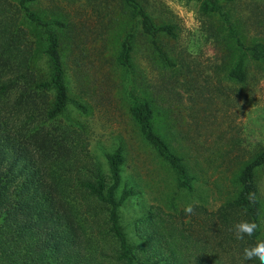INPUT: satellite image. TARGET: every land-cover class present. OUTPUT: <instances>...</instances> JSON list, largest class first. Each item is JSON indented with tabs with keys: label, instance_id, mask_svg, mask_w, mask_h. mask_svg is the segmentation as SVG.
Instances as JSON below:
<instances>
[{
	"label": "trees",
	"instance_id": "1",
	"mask_svg": "<svg viewBox=\"0 0 264 264\" xmlns=\"http://www.w3.org/2000/svg\"><path fill=\"white\" fill-rule=\"evenodd\" d=\"M34 0H0V264H259L245 260L243 249L260 242L261 229L236 239L234 225H260L261 201L255 179L264 165V147L244 162L239 189L215 209L194 204L191 216L152 205L134 220L129 237L121 208L136 194L122 180L123 146L105 153L106 170L91 153L85 129L66 116L70 102L66 68L57 28ZM204 13H223L221 1L198 0ZM131 25L116 56L133 82L132 50L136 24L151 39L163 62L172 64L158 46L176 25L157 24L138 0H123ZM230 33L236 36L232 26ZM229 70L245 82L246 60L264 62V42L245 45ZM129 111L144 139L172 170L176 183L193 189L185 156L158 131L150 103L131 91ZM80 112L86 106L75 101ZM256 200L250 203L248 193Z\"/></svg>",
	"mask_w": 264,
	"mask_h": 264
},
{
	"label": "rangeland",
	"instance_id": "2",
	"mask_svg": "<svg viewBox=\"0 0 264 264\" xmlns=\"http://www.w3.org/2000/svg\"><path fill=\"white\" fill-rule=\"evenodd\" d=\"M138 1L157 24H175L177 35L157 38L168 64L136 24L131 85L116 61L131 25L123 0H34L32 5L44 18L66 24L57 28L69 86L66 116L85 129L90 151L104 170L105 153L123 146V184L136 191L121 208L131 238L134 220L152 205L171 212L187 204L215 209L232 198L244 162L264 147V62L247 56L246 81L228 76L240 55L237 39L245 45L264 42V0L221 1L223 13L202 12L198 0ZM130 91L150 103L157 130L185 156L194 177L192 190L177 185L172 170L140 133L129 111ZM75 101L87 111L80 112ZM255 179L261 242L264 165Z\"/></svg>",
	"mask_w": 264,
	"mask_h": 264
},
{
	"label": "clouds",
	"instance_id": "3",
	"mask_svg": "<svg viewBox=\"0 0 264 264\" xmlns=\"http://www.w3.org/2000/svg\"><path fill=\"white\" fill-rule=\"evenodd\" d=\"M247 199L250 203H254L256 200V194L254 192L248 193ZM194 211V204H187L183 208V212L189 216L194 214ZM259 228L260 225L253 220H241L234 225L236 239L243 240L245 236L251 238ZM243 257L245 260L255 259L259 261V264H264V241L257 242L250 247H245L243 249Z\"/></svg>",
	"mask_w": 264,
	"mask_h": 264
}]
</instances>
